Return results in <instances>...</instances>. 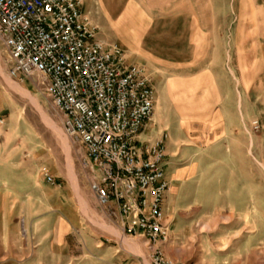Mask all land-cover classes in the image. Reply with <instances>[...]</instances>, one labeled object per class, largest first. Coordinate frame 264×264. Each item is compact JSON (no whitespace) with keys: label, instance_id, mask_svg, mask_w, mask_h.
Masks as SVG:
<instances>
[{"label":"rangeland","instance_id":"374dc122","mask_svg":"<svg viewBox=\"0 0 264 264\" xmlns=\"http://www.w3.org/2000/svg\"><path fill=\"white\" fill-rule=\"evenodd\" d=\"M83 2L98 38L118 43L153 79L156 107L142 140L153 142L167 133V152L172 147L202 153V169L214 178L203 179L201 186H212L215 206L230 203L236 185L254 188V224L244 228L254 253L239 254V264H264V0ZM0 55L9 75L1 41ZM12 79L29 89L66 133L63 115L39 87V77ZM194 106L197 113L190 111ZM206 106L216 117L209 131L203 130ZM0 117V264H152L148 241L123 235L99 206L81 146L68 136L78 192L60 142L31 101L5 89L1 74ZM246 128L255 140L249 165L230 147L232 138L248 139ZM166 164L167 172L174 171L171 157ZM84 201L91 212L83 210ZM102 222L119 228L123 237L106 231ZM213 228L231 232L218 223ZM124 238L138 242L143 252H135Z\"/></svg>","mask_w":264,"mask_h":264},{"label":"built area","instance_id":"2783aa9c","mask_svg":"<svg viewBox=\"0 0 264 264\" xmlns=\"http://www.w3.org/2000/svg\"><path fill=\"white\" fill-rule=\"evenodd\" d=\"M0 41L9 75L39 77V87L63 115L105 213L125 235L148 241L152 264H175L162 248L169 240L168 134L142 140L157 100L146 67L130 62L118 43L98 38L83 0H0Z\"/></svg>","mask_w":264,"mask_h":264},{"label":"crops","instance_id":"0c3cea01","mask_svg":"<svg viewBox=\"0 0 264 264\" xmlns=\"http://www.w3.org/2000/svg\"><path fill=\"white\" fill-rule=\"evenodd\" d=\"M176 85L173 82L172 88ZM187 85L189 91H194L196 86L193 83ZM197 110L196 106L190 107L192 113H197ZM204 112L207 118L203 130H212L211 124L216 119L212 117L213 109L206 106ZM224 114L222 111L219 112L221 118ZM184 119H188V116ZM245 130L249 133L248 139L232 138L230 147L234 153L241 154V158L249 165L255 140L249 130L247 128ZM174 144H177L176 139ZM168 157L172 158L174 171L166 170L169 188L165 193L164 215L165 223L169 228V240L162 245L166 257L175 264H223L224 262L230 264L232 259V264H239L241 254L242 256L253 254V240L249 234H246L244 228L254 224V188L249 184L236 185L233 187L232 201L215 206V192L212 186H201L203 179L214 178L213 173L204 172L202 169L204 155L193 148L179 152L169 147ZM251 175H254L253 171ZM186 183H190L189 192L185 189ZM185 196H188L187 199L182 200ZM215 223H218L219 227H226L224 228L226 232L229 230L231 232L223 234L222 229L219 232L218 229L213 228ZM203 225H207L208 230H202ZM120 250L121 247L116 251L119 253Z\"/></svg>","mask_w":264,"mask_h":264},{"label":"bare ground","instance_id":"6f19581e","mask_svg":"<svg viewBox=\"0 0 264 264\" xmlns=\"http://www.w3.org/2000/svg\"><path fill=\"white\" fill-rule=\"evenodd\" d=\"M0 74H1L2 82L4 84L5 89H7L8 91H14V92L20 94L22 97H24V98L28 99L29 101H31L35 105V107L37 108L39 113L41 114V116H42L43 120L45 121V123L52 130L53 134L56 136V138L60 142V144L62 146V149H63V151H64V153L66 155L68 176H69L70 180L72 181L73 186L79 192L78 178H77V174L75 172L74 165H73L72 146H71V143H70L68 135L58 125V123L55 120H53L47 114V112L44 110L43 106L41 105L40 101L33 95V93L29 89H27L24 85L14 81L9 75H7L4 63L2 62L1 55H0ZM81 196H83V195H81ZM82 206H84L83 210H86V212H89L90 207H89L87 201H84ZM90 212H91V210H90ZM101 226L103 228H105L107 231H109V232H111V233H113L116 236H119L121 238L123 237L121 235V232H122L123 235H125L122 230L120 232L119 228H117L115 226H112V225H109L108 223L102 222ZM207 228H208V226L206 225V229ZM124 239H125V243L130 245L135 252H137V253H142L143 252L142 246L138 242H135V241L132 242L131 240H128L127 238H124Z\"/></svg>","mask_w":264,"mask_h":264}]
</instances>
